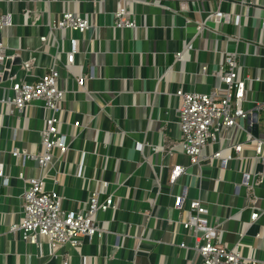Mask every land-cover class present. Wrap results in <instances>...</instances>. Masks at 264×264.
I'll use <instances>...</instances> for the list:
<instances>
[{
	"label": "crops",
	"instance_id": "0c3cea01",
	"mask_svg": "<svg viewBox=\"0 0 264 264\" xmlns=\"http://www.w3.org/2000/svg\"><path fill=\"white\" fill-rule=\"evenodd\" d=\"M196 1L0 0V17L5 19L0 41L8 53L33 60L28 80L48 71L54 54L63 59L70 36L77 39L74 61L67 69L59 68L57 81L65 91L59 118L68 149L55 155L43 172L45 188L56 190L65 208L81 209L89 192L106 180V193L116 204L96 215L102 236L83 237L75 247L29 244L18 232L9 231L22 214L24 180L36 168L33 160L11 152L41 151L38 132L45 112L39 101L21 111L4 103L9 82L2 81L0 264H190L193 252L178 246L188 238L177 221L181 211L173 206L174 195L182 189L185 202L199 197L206 203L214 221L221 224L228 247L239 242L244 257H256L264 264V213L250 221L240 173L248 167L264 174V165L214 159L202 162L200 169L188 167L174 185L167 183L170 166L185 162L176 148L172 150L179 137L174 93L177 89L209 92L218 86L210 71L222 63L223 50L232 48L223 35L230 29L210 20L205 24L219 33L196 35L193 21L203 18L208 8L207 2ZM120 8L134 18V28L113 26V15ZM221 8L226 9L225 3ZM64 11L86 17L91 27L81 33L52 29L50 25ZM42 35L47 36L45 41L39 39ZM249 36L264 42V34L256 29ZM239 50L245 52L238 53L241 74L262 78L248 95L264 102V49L242 43ZM177 52L180 59L175 58ZM202 65L207 67L205 74ZM81 76L84 84L79 88L75 78ZM255 124L258 132L264 131V112ZM229 134L237 142L244 139L234 129ZM137 144L142 148L136 149ZM244 154L251 157L253 151L247 148ZM253 191L256 205L264 208V190L257 186Z\"/></svg>",
	"mask_w": 264,
	"mask_h": 264
},
{
	"label": "built area",
	"instance_id": "2783aa9c",
	"mask_svg": "<svg viewBox=\"0 0 264 264\" xmlns=\"http://www.w3.org/2000/svg\"><path fill=\"white\" fill-rule=\"evenodd\" d=\"M196 2L201 5L203 2L208 4L204 17L193 21L196 35L208 36L219 33V30L205 24L206 20H210L230 29L223 35L225 39L230 40L232 48L223 50L226 54L222 63L210 71L218 86L209 92L177 89L174 93L178 101L175 112L179 137L172 150L176 148L185 158V162L170 166L167 176V183L170 186L187 172L188 167L197 166L200 169L204 161L215 159L226 163L228 160L236 159L248 163L254 160L255 164L264 165V131L254 135L251 131L254 122L248 119L253 112H256L257 118L264 112V102H257L248 95L251 86L261 82L262 78L260 74H241L240 68L243 67L238 65V53H245L239 50L242 43L264 49L262 40L249 36L254 29L264 34V0ZM222 3H225L226 9L221 8ZM4 20L0 17V28ZM190 21L186 19V22ZM135 25L134 18L124 8L114 13V27L134 28ZM50 26L52 29L79 33L91 27L86 17L69 11L62 12L59 19ZM39 39L45 41L47 36L42 35ZM76 52L77 39L70 36L63 59L60 60L57 53L54 54L48 71L30 81L27 77L31 75L29 70L34 64L33 60H22L18 72L4 80L9 82V92L2 98L4 103L21 111L25 105L39 101L45 112L44 126L38 132L41 151L32 153L14 149L11 152L14 157L21 156L23 159L33 160L36 168L34 175L24 180L26 186L21 194L22 214L19 221L9 225V231L18 232L20 239L26 243L40 245L44 242L50 248L64 244L75 247L81 243L83 237L89 239L101 237L104 231L97 222V213L116 208L113 195L106 193L109 187V181L106 180L100 181L98 190L89 192L86 205L81 209L65 208L59 193L45 188L43 172L55 155H64L68 149L59 118L60 103L65 91L59 87L57 81L60 77L59 68L67 69L73 63ZM14 56L17 55L8 53L0 41V63L3 64L6 59H12ZM180 57L181 52H177L175 58ZM201 71L205 74L207 67L202 65ZM1 73L2 71L0 75ZM75 81L79 88L84 84L82 76L76 77ZM244 103H249L250 107H244ZM78 125L77 120L72 121L73 127ZM232 129L243 133L244 139L237 142L231 138L229 133ZM135 147L142 148L140 144ZM152 148L156 149L154 146ZM247 148L253 151L251 157L244 154ZM240 173L241 184L247 190V206L251 209L250 221L254 223L264 213V208L256 205L258 197L253 191L257 186L264 190V174L255 168L250 171L248 167ZM19 177L22 178V175ZM185 196V189L176 193L173 206L181 211L177 221L188 238L187 241H181L178 246L193 252L190 264H263L256 257H244L239 242L228 247L222 239L221 224L214 221L216 219L212 217L213 213L206 203L199 197L188 198L185 202ZM255 237H259V234L256 233Z\"/></svg>",
	"mask_w": 264,
	"mask_h": 264
},
{
	"label": "water",
	"instance_id": "95a60500",
	"mask_svg": "<svg viewBox=\"0 0 264 264\" xmlns=\"http://www.w3.org/2000/svg\"><path fill=\"white\" fill-rule=\"evenodd\" d=\"M21 62L22 59L20 56H14L12 59H6L3 64L0 63V71H2L0 75V82L6 80L7 77L17 73L20 68ZM248 119L254 122L251 127V131L254 135H256L258 132L257 125L255 124V122L257 121L256 112H253L251 115H249Z\"/></svg>",
	"mask_w": 264,
	"mask_h": 264
},
{
	"label": "rangeland",
	"instance_id": "374dc122",
	"mask_svg": "<svg viewBox=\"0 0 264 264\" xmlns=\"http://www.w3.org/2000/svg\"><path fill=\"white\" fill-rule=\"evenodd\" d=\"M260 117H261V119L263 118V116H262V115H261ZM167 148H168V145H167ZM167 148H166V149H167Z\"/></svg>",
	"mask_w": 264,
	"mask_h": 264
}]
</instances>
